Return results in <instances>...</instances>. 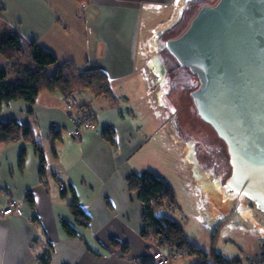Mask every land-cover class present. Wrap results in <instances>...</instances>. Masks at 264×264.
Listing matches in <instances>:
<instances>
[{
    "label": "crops",
    "instance_id": "obj_1",
    "mask_svg": "<svg viewBox=\"0 0 264 264\" xmlns=\"http://www.w3.org/2000/svg\"><path fill=\"white\" fill-rule=\"evenodd\" d=\"M176 1L0 0V19L22 38L52 50L60 61H72L82 69L105 70L113 90L110 98L96 97L90 90L82 92L81 101L94 115L95 127L77 139L69 134L75 113L60 90L44 89L34 104L19 100L1 109V120L33 125L36 141L44 150L46 171L40 175V159L33 143L24 139L0 143V211L10 202L9 190L12 199L23 206L22 215L3 216L0 212V264H42L40 255L48 248L50 264H154L153 253L159 247L143 235V203L128 184L131 174L151 172L137 159L141 149L151 146L136 123L134 111L123 104L128 98L117 95L114 86L119 84L113 82L123 80L148 87V83L140 85L137 81L142 66L149 61L141 49L142 14ZM171 30L163 34L162 44L172 37ZM156 56L167 71L179 64L170 51L156 52L152 58ZM154 59L151 66L157 73ZM10 63L0 54V68L10 67ZM51 68L53 71L56 66ZM158 83L170 96L171 104H179L180 93L172 96L173 84ZM177 113L183 115L181 109ZM109 127L114 130V143L103 135ZM24 146L25 162L21 165ZM61 182L64 190L60 189ZM74 196L90 216L86 226L78 224L71 212ZM62 219L79 228L80 235L69 236ZM195 262L196 257L183 256L170 264Z\"/></svg>",
    "mask_w": 264,
    "mask_h": 264
},
{
    "label": "rangeland",
    "instance_id": "obj_2",
    "mask_svg": "<svg viewBox=\"0 0 264 264\" xmlns=\"http://www.w3.org/2000/svg\"><path fill=\"white\" fill-rule=\"evenodd\" d=\"M218 1L177 0L173 5L156 7L147 15L145 10L141 49L149 55V61L142 66L137 81H141L140 85L148 83V87H137L130 81L125 87L123 80H114L113 84H119L114 86L117 95L128 98L123 104L134 111L136 123L149 139L151 147L139 151L138 162L145 169L166 178L176 191L180 208L164 214L175 218L185 227L188 236L197 240L207 252L214 250L230 260L239 258L243 264L264 263V211L250 198L225 191L223 182L228 173L227 162L219 152L223 149L219 150L218 142L212 140L211 135L191 133L190 127L210 128V125L202 123L197 112H193L186 84H177L172 92L173 97L180 93L178 101L183 105L175 104V101L172 105L151 66L155 52H169L161 42L167 30L172 29L169 35L178 37L201 5ZM29 56L30 52H25L23 58ZM178 77L186 81L191 78L185 72ZM83 91L72 93L81 98ZM68 108L75 115L79 108L88 110L83 102L79 107ZM178 109L183 115L177 113ZM177 119L181 122L178 123Z\"/></svg>",
    "mask_w": 264,
    "mask_h": 264
},
{
    "label": "water",
    "instance_id": "obj_3",
    "mask_svg": "<svg viewBox=\"0 0 264 264\" xmlns=\"http://www.w3.org/2000/svg\"><path fill=\"white\" fill-rule=\"evenodd\" d=\"M166 46L198 76L191 93L198 114L227 143L225 188L264 211V0L201 5ZM154 64L164 69L159 56Z\"/></svg>",
    "mask_w": 264,
    "mask_h": 264
},
{
    "label": "trees",
    "instance_id": "obj_4",
    "mask_svg": "<svg viewBox=\"0 0 264 264\" xmlns=\"http://www.w3.org/2000/svg\"><path fill=\"white\" fill-rule=\"evenodd\" d=\"M2 9L0 5V10ZM25 52H30L31 57L23 58ZM0 54L11 61L10 67L0 68V111L4 105L13 101L24 100L34 104L40 91L44 89L60 90L63 94L90 90L96 97L113 96L110 78L105 70L82 69L72 61H60L52 50L40 46L35 40L22 38L4 19H0ZM54 65L56 69L52 71L51 66ZM87 109L89 111L88 107ZM91 116L94 118V115ZM103 135L114 143L115 134L112 128H105ZM20 139L33 143L40 159V175L44 176L46 158L43 148L36 141L33 125L16 119H0V143ZM25 155L24 146L20 153L21 165L25 162ZM128 184L130 191L136 193L143 203V235L163 251L170 252L174 248L182 257H196L194 264H243L239 258L230 260L214 250L205 251L189 239L183 226L175 218L164 214L180 208L176 191L166 178L146 170L131 174ZM70 207L78 224H89L90 216L78 203L76 196ZM61 224L69 236L80 235L79 228L70 221L62 219ZM262 258L264 261V256ZM40 260L42 264H50L49 248L40 255Z\"/></svg>",
    "mask_w": 264,
    "mask_h": 264
},
{
    "label": "built area",
    "instance_id": "obj_5",
    "mask_svg": "<svg viewBox=\"0 0 264 264\" xmlns=\"http://www.w3.org/2000/svg\"><path fill=\"white\" fill-rule=\"evenodd\" d=\"M63 99L70 108L76 106L79 107V105L82 104L81 98L71 92L64 93ZM77 111L78 113L75 116H72L73 126L69 130V134L73 139L79 138L86 130L95 127V120L92 118V114L88 110L79 108ZM60 189H65V184L63 182L60 183ZM12 195V191L9 190L8 196L10 197V202L0 211L3 216L11 214L22 215L23 213L22 202L12 199ZM181 257L182 254L174 248L171 249L170 252H165L159 247L158 250L153 253L154 264H170L173 260Z\"/></svg>",
    "mask_w": 264,
    "mask_h": 264
},
{
    "label": "flooded vegetation",
    "instance_id": "obj_6",
    "mask_svg": "<svg viewBox=\"0 0 264 264\" xmlns=\"http://www.w3.org/2000/svg\"><path fill=\"white\" fill-rule=\"evenodd\" d=\"M174 37H176V36H174ZM174 37H170V38H174ZM170 38H168V39H170ZM165 47L167 48L166 45H165ZM163 70L161 68H157L158 76H160L159 77L160 78L159 81L161 83L164 82V81H169L170 83L173 84L172 85L173 89L176 87L177 84H186V87L188 88L190 96H191V93L195 89H197L199 87V85H200L198 76L196 74H194L188 67L182 66L180 63L179 64H175V66H173L170 70L168 69V71L166 70V68H164ZM182 71L185 72V73H188L191 78L189 80H187V81L186 80H179L180 77L176 78L178 75H180L179 73L182 72ZM176 94H179V93H176ZM191 99H192V102H193L192 110H193L194 113L197 112V115L199 116L192 96H191ZM192 110H190L191 114H192ZM199 119H200V117H199ZM201 122L205 123V121L203 119H202ZM190 130H191V133H194V134L195 133L204 134V136H210L211 135L212 140H216L218 142L219 150H222V149L224 150V151L223 150L219 151L220 153H222L223 161L227 162V164H225V166L227 168V172L228 173H226L225 179H224V182H223V187H224L225 191H227L228 193H230L232 195L236 194V195H241V196L246 197L245 195H243L241 193H236L233 190H228V189L225 188L226 180L229 178V176L232 173V165H231V162H230V156H229V152H228L226 141L224 139H222L216 133V131L212 128L211 125H210V128H203V126H196V127L193 126V127H190Z\"/></svg>",
    "mask_w": 264,
    "mask_h": 264
}]
</instances>
